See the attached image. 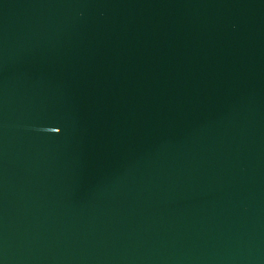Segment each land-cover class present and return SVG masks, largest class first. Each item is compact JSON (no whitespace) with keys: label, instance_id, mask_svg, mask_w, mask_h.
<instances>
[{"label":"water","instance_id":"water-1","mask_svg":"<svg viewBox=\"0 0 264 264\" xmlns=\"http://www.w3.org/2000/svg\"><path fill=\"white\" fill-rule=\"evenodd\" d=\"M0 264H264V0H0Z\"/></svg>","mask_w":264,"mask_h":264}]
</instances>
